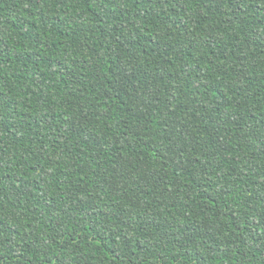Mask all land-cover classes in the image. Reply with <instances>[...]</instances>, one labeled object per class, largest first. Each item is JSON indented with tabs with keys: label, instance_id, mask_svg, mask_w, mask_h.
<instances>
[{
	"label": "trees",
	"instance_id": "obj_1",
	"mask_svg": "<svg viewBox=\"0 0 264 264\" xmlns=\"http://www.w3.org/2000/svg\"><path fill=\"white\" fill-rule=\"evenodd\" d=\"M0 264H264V0H0Z\"/></svg>",
	"mask_w": 264,
	"mask_h": 264
}]
</instances>
